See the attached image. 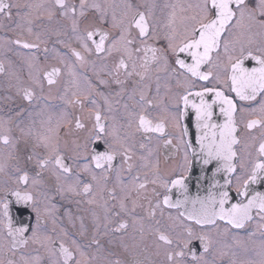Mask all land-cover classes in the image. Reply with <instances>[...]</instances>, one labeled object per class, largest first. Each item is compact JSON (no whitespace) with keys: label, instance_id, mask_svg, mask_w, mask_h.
Here are the masks:
<instances>
[{"label":"snow or ice","instance_id":"snow-or-ice-1","mask_svg":"<svg viewBox=\"0 0 264 264\" xmlns=\"http://www.w3.org/2000/svg\"><path fill=\"white\" fill-rule=\"evenodd\" d=\"M257 185L264 0H0V264H264Z\"/></svg>","mask_w":264,"mask_h":264},{"label":"water","instance_id":"water-1","mask_svg":"<svg viewBox=\"0 0 264 264\" xmlns=\"http://www.w3.org/2000/svg\"><path fill=\"white\" fill-rule=\"evenodd\" d=\"M199 174V165H196V167H195V169H194V171H193V173H192V179H191V182H190V187H191V191L193 192V193H195L196 192V177H197V175Z\"/></svg>","mask_w":264,"mask_h":264},{"label":"flooded vegetation","instance_id":"flooded-vegetation-1","mask_svg":"<svg viewBox=\"0 0 264 264\" xmlns=\"http://www.w3.org/2000/svg\"><path fill=\"white\" fill-rule=\"evenodd\" d=\"M257 188V190H261V191H264V185H257V186H254ZM27 215V213H25V216Z\"/></svg>","mask_w":264,"mask_h":264}]
</instances>
